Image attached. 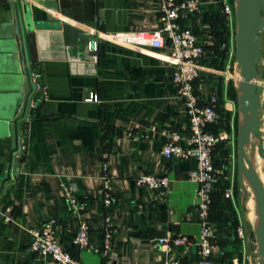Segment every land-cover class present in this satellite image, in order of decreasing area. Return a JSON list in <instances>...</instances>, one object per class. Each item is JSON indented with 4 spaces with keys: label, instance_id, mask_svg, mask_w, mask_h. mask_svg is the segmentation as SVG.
I'll list each match as a JSON object with an SVG mask.
<instances>
[{
    "label": "crops",
    "instance_id": "crops-1",
    "mask_svg": "<svg viewBox=\"0 0 264 264\" xmlns=\"http://www.w3.org/2000/svg\"><path fill=\"white\" fill-rule=\"evenodd\" d=\"M199 1L197 13L187 20L204 48L198 63L197 91L203 100L222 95L224 111L230 114L229 124H235L236 106L227 99L226 87L230 81L234 87L237 84L236 65L227 59L219 69L212 49L213 27L223 17L221 6L219 0ZM95 2L93 10L82 9L77 16L80 19L35 5L66 28L59 29L53 22L35 23L33 32L25 35L29 64L35 63L28 68L39 75L43 92L36 95L41 100L38 119L30 116L24 121H28L25 138L21 126L17 127V142H26L19 161L13 158L9 132L19 103L12 97L15 93L9 81L0 80V264H54L28 250L29 230L50 218L57 222L55 235L60 244L83 264H172L178 259L199 264L200 219L194 209L197 185L187 179L196 168L195 161L165 159L161 154L169 133L185 134L189 129L185 107L171 82L174 66L167 50H135L101 42L98 59L93 61L84 45L97 32L156 30L159 5L157 0ZM8 9V4L0 2V31L7 30ZM226 27L230 36L227 20ZM261 52L259 112L263 125L264 37ZM3 65L0 62V71ZM93 93L99 102H86ZM103 158L110 178L112 202L108 207L102 203ZM141 175L164 176L169 187L150 192L136 184ZM63 186L85 204L80 214L69 208ZM243 203L237 197L232 204L238 228L242 229L248 221L240 216ZM105 218L110 219L113 233L110 256L104 259L101 246ZM81 222L89 225L90 246L84 250L72 245ZM213 224L222 255L230 252V221ZM163 236H182L190 244L164 248L156 242ZM239 246L249 253L250 245L241 240ZM221 257H213V264H239L236 256L225 261ZM241 264H245L243 257Z\"/></svg>",
    "mask_w": 264,
    "mask_h": 264
},
{
    "label": "built area",
    "instance_id": "built-area-1",
    "mask_svg": "<svg viewBox=\"0 0 264 264\" xmlns=\"http://www.w3.org/2000/svg\"><path fill=\"white\" fill-rule=\"evenodd\" d=\"M159 5V27L152 32H117L109 34L95 33L92 41H88L86 51L91 54L93 61L98 59L101 42H107L116 46H122L135 50L151 48L155 50L166 49L169 62L174 66L171 82L175 87L177 97L182 100L185 107V116L189 123L188 132L169 133L161 148V154L165 159L195 161V170L188 173L187 179L197 185L194 209L199 214L200 236L198 247L201 260L199 264H213L212 258L222 256V252L216 241V232L213 222L210 221V206L212 196L222 192L224 199L235 204V183L237 182V129L230 121L229 128L214 133L211 127L219 123L218 97L211 95L207 99H201L197 91L196 81L201 67L198 65L203 57L204 48L195 39L187 20L197 13L199 0H157ZM221 10L229 25L234 28L233 7L228 0H221ZM235 34V28H234ZM225 48V45H222ZM228 60H234L233 33L228 37ZM235 64V62H234ZM34 95L27 104V119L32 110L41 103L37 94H42L40 84L35 82ZM44 95V93H43ZM89 103H98L97 94H91L85 99ZM222 144L227 156L222 161L215 154L216 147ZM13 153L15 160H20L23 153V145L20 142ZM23 147V148H22ZM104 157V156H103ZM221 161L219 167L216 161ZM102 203L108 207L111 202L109 190L110 178L107 174L106 163L103 158L101 165ZM136 184L147 188L150 192H161L169 187V180L164 176L141 175L136 179ZM224 184V188L221 186ZM67 203L71 211L80 214L84 211L85 204L77 201L70 190L63 186ZM57 222L50 218L39 227L29 230L30 243L28 250L41 258H49L54 264H83L63 248L55 235ZM110 219L105 218L104 235L101 246V256L105 259L110 256L113 228ZM237 236L243 239V229H237ZM157 244L164 248L176 249L188 246L190 241L182 236H163L156 240ZM72 245L78 250L89 248V225L81 222L75 233ZM245 248V247H244ZM244 256V253L242 257ZM172 264H186L178 259Z\"/></svg>",
    "mask_w": 264,
    "mask_h": 264
},
{
    "label": "water",
    "instance_id": "water-1",
    "mask_svg": "<svg viewBox=\"0 0 264 264\" xmlns=\"http://www.w3.org/2000/svg\"><path fill=\"white\" fill-rule=\"evenodd\" d=\"M8 4L9 18L7 30L0 31V80L7 79L13 86V99L19 103L16 116L9 123L12 152L16 149V130L20 125L26 137L28 121L27 104L34 95V84L39 75L30 71L28 50L25 48V35L33 32L34 24L53 22L57 28H66L49 15L43 14L38 7L59 13L63 17L79 16L82 9L93 10L95 0H0ZM234 16V62L240 80L236 88L237 112V184L240 199L251 194L254 202L255 221L252 234L257 246V263L264 264V186L256 172V156L264 162V135L260 129V97L262 86L258 66L262 60L261 33H264V0H233ZM85 21V20H84ZM86 42L85 47L87 46ZM91 55V54H89ZM36 106L33 110H37ZM9 117H13V113ZM32 118V114H31ZM23 138V139H24ZM26 146V142L22 144ZM25 152V148H24ZM249 247V245H248ZM250 249V248H249ZM250 251V250H249Z\"/></svg>",
    "mask_w": 264,
    "mask_h": 264
},
{
    "label": "trees",
    "instance_id": "trees-1",
    "mask_svg": "<svg viewBox=\"0 0 264 264\" xmlns=\"http://www.w3.org/2000/svg\"><path fill=\"white\" fill-rule=\"evenodd\" d=\"M228 1L233 7V0H228ZM219 6H221V0H219ZM226 20H227L226 17L223 15L222 19L220 18V22L218 23V26L213 27V32H212V36L214 40L212 49L218 59L217 67L219 69H222L225 66L226 60L228 59L227 46H228L229 30L226 27ZM222 45H225V48H222ZM232 61L234 62V60ZM217 96H218L219 125L211 127V130L214 132H217L218 130L221 129L227 130L229 128V118H230L229 117L230 114L224 111L223 108L224 102L222 99V95L217 94ZM226 97L228 100L235 103L236 106V88L234 87L232 81L228 82L227 84ZM38 111L39 108L32 112V119H38ZM235 127L237 129V114H235ZM214 152L216 155H218V157L222 161L227 156L226 151L223 150L222 144H219ZM220 160L218 162L216 161L217 167H219L222 163ZM221 188H224V184L221 186ZM234 195L236 200L237 197H239V189L237 182L235 183ZM209 218L211 222L219 221V222L227 223L228 221H230V227L233 238L231 242L229 240H226L225 243L229 241L228 244L232 245V250L230 252H223L221 259L222 261L231 260L234 258V256H236L239 264H241L242 250H241V246H239L241 240L237 236V228L239 226L237 221V216L235 214L232 203L229 200L224 199L222 192L221 193L219 192L218 194H214L212 196Z\"/></svg>",
    "mask_w": 264,
    "mask_h": 264
},
{
    "label": "rangeland",
    "instance_id": "rangeland-1",
    "mask_svg": "<svg viewBox=\"0 0 264 264\" xmlns=\"http://www.w3.org/2000/svg\"><path fill=\"white\" fill-rule=\"evenodd\" d=\"M233 22H234V16H233ZM231 31L233 33V44H234V28H233V26L231 27ZM260 36L264 37V33H261ZM260 129H261V134L264 135V122H263V125H260ZM239 197H240V195H239ZM246 201H247L246 199L243 200V202H245V203H246ZM236 204H238V200H237ZM242 206H241V212H240L241 213L240 214L241 219H242V221H243V219L245 221V218H246L249 221V219L247 218L248 216H246V209L244 208V203ZM249 211H250V209H249ZM248 221H247V223L245 222V224L243 226V239H241V240L244 242L245 245L246 244L250 245V251L248 253L247 250H245V248H243V247L241 248L242 251H244L243 259L245 260V264H257L255 240H254V237L252 235V226L249 224L250 221L249 222Z\"/></svg>",
    "mask_w": 264,
    "mask_h": 264
},
{
    "label": "bare ground",
    "instance_id": "bare-ground-1",
    "mask_svg": "<svg viewBox=\"0 0 264 264\" xmlns=\"http://www.w3.org/2000/svg\"><path fill=\"white\" fill-rule=\"evenodd\" d=\"M240 80L239 74L237 72L236 75V81L238 82ZM255 168H256V172L264 186V162L261 158H259L258 156H256V160H255ZM246 199V203L244 202V208L246 209V216H248L247 218L249 219V224L253 227L254 225V221H255V209H254V202H253V197L250 194L248 198H244ZM248 208V209H247ZM250 209V211H249ZM256 247V256H257V246L255 244ZM258 259V256H257ZM258 264V263H257Z\"/></svg>",
    "mask_w": 264,
    "mask_h": 264
}]
</instances>
